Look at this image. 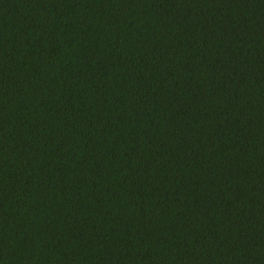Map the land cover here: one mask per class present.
<instances>
[{
    "label": "trees",
    "instance_id": "trees-1",
    "mask_svg": "<svg viewBox=\"0 0 264 264\" xmlns=\"http://www.w3.org/2000/svg\"><path fill=\"white\" fill-rule=\"evenodd\" d=\"M0 264H264V0H0Z\"/></svg>",
    "mask_w": 264,
    "mask_h": 264
}]
</instances>
